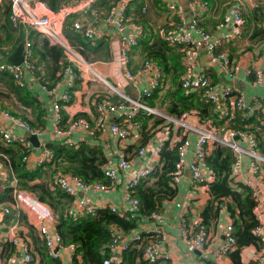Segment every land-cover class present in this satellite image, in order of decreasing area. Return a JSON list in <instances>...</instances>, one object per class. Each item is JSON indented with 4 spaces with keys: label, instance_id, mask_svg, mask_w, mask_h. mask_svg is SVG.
<instances>
[{
    "label": "built area",
    "instance_id": "obj_1",
    "mask_svg": "<svg viewBox=\"0 0 264 264\" xmlns=\"http://www.w3.org/2000/svg\"><path fill=\"white\" fill-rule=\"evenodd\" d=\"M95 0H69L56 11L48 9L40 0H8V20L12 27L22 31L23 58L18 65L8 63L4 57L0 58V71L7 73L22 87L27 86L28 81L36 83L40 91L47 94L51 100L47 106V114L51 125V132L55 139H60L68 145L75 144L70 137L74 131H86L89 135L94 132L106 130L107 133L122 146L125 141L133 136L136 125L132 123V117L138 112L143 111L153 114L161 118V122L156 126L147 144L139 147L135 151V155L128 159L123 155H119L115 162L107 163L103 167V175L109 179V185L102 187L97 183L87 184L80 178L69 173H56L52 177V184L57 185L60 189L72 195L75 199L73 202V212L91 215L96 208L95 205L84 196L85 191L92 188L95 190L108 189L115 186L119 181V173L126 172V179L123 183L121 200L126 205L124 212L136 211L138 206L137 199L133 196L132 190L142 180L146 179L155 165L159 163V150L163 143L168 142L169 147H176L177 162L175 171L171 174L168 185L175 188L181 176L183 167V158L186 155L188 147L192 144L190 159L186 163V167L190 171L192 185L194 183L207 184L213 180L214 174L208 167L205 157L209 147L213 143L228 146L232 151V163L230 167L231 179L236 175L238 168L242 163V157L245 156L249 161L250 173L256 178L257 183L249 186L251 189V199L254 209L264 204V157L260 155L256 148L254 136L244 130L227 129L224 136L217 134V128L210 121L202 122L200 126L195 127L182 121L181 117H173L162 111L145 104V97L149 96L161 80V71L157 63L146 60L141 63L140 68L132 73L127 68L128 53L131 48L137 46L136 33L124 34L127 19L124 16V1L118 0L111 5L106 11L93 10L90 19L81 21H73L71 29L81 36L85 37L88 42L94 46L99 42L103 35L99 27L92 25H107L111 27L119 35L118 52L115 61L122 67L123 79L131 85L136 91V95L129 96L118 89L117 84L108 83L95 70L92 61L96 54L92 50H86L82 55L78 49L73 48L62 33V27L65 19L72 13H85L86 8L91 6ZM162 2V0H159ZM205 2L194 3L191 5L193 10L187 24L173 26L166 34H162L171 45H183L187 47V54L184 62L187 68L185 73L180 77L181 87L185 91L200 92V99L212 105L213 111L218 112L221 117H232L234 111L239 112L242 119L254 114L255 106L247 101L243 95L236 93L227 86H220L211 83L204 73L191 74L190 55L194 54L198 48V43H202L210 62L216 64L223 71H229L228 76H233L236 69L235 65H231L224 52L215 53V47L219 44V40L203 31L198 26V9L203 8ZM172 7V6H169ZM84 17V16H83ZM85 18V17H84ZM232 23L238 29H241L244 20L241 17L240 10L235 7L231 10ZM29 31H33L37 35L43 37L49 45L56 46L61 49L64 59L69 63L59 73L57 80L52 87H47L41 82L40 75L36 74L38 67L34 64L33 42L30 40ZM193 33L198 36L196 39ZM0 50L3 47L0 45ZM87 70L95 79L105 86V90L94 96L92 99L94 109V124L91 126L83 117H77L70 121L65 128L60 127L61 123V107L68 104L70 95L69 88L74 85L75 80L79 77L81 70ZM142 73L150 75L148 83L139 86V76ZM245 74L253 75V83L258 84L262 80L261 72L258 69H246ZM108 86V88H106ZM111 90V91H110ZM113 92V93H112ZM113 96H117L116 100H112ZM194 112V111H191ZM112 116L122 117L120 122L112 120ZM264 118V114H262ZM9 122L25 133L32 134L37 138L40 134L38 129L32 128L21 117L12 114L7 109L0 106V142L3 144H21L28 151L24 157V161L28 164L30 155L33 154L32 145L19 134H14L5 126L4 122ZM194 132L196 135L191 141L188 133ZM51 152L47 148H41L37 154L36 165L45 161H49ZM137 159L141 160V164L137 168H132L133 162ZM230 179V180H231ZM12 183H14L12 181ZM260 188V189H259ZM82 193V194H81ZM80 194L79 197H76ZM12 201L0 204V264H30L35 252L32 253V245L30 237L26 232L20 230L21 212L25 210L27 215L32 218L31 225L35 229L42 246L49 257L60 259L59 249L65 247L69 250L66 261L61 264H71V254L74 251L73 245L61 246L60 239L54 230V215L50 208L37 201L33 194L19 189H13ZM225 207L220 204V207ZM110 210L122 214V211L114 206H109ZM185 207H182L177 215V221L184 237V243L189 250L199 252L200 261L204 262L203 253H205V244L208 237V229L198 218L190 223L186 222ZM7 217V219H6ZM146 221H161V214L157 211L151 212L149 215L141 216ZM217 219L215 220V222ZM144 233H150V236L144 238ZM251 234L258 239L257 255L250 262L251 264H264V230L259 222L251 229ZM146 236V235H145ZM223 241L218 247L216 256H225L236 248L235 237L233 234V226L231 219L222 226ZM162 234L158 226L142 232L133 229L124 231L118 226L110 227V242L107 245L108 256L102 259V264H121L122 254L133 243L136 245L145 244L142 248V258L153 263L165 257L162 247ZM10 242L13 245L12 251L5 258L1 255L3 251V243ZM19 252L18 255L17 252ZM5 254V253H4ZM192 264V263H185Z\"/></svg>",
    "mask_w": 264,
    "mask_h": 264
},
{
    "label": "trees",
    "instance_id": "obj_2",
    "mask_svg": "<svg viewBox=\"0 0 264 264\" xmlns=\"http://www.w3.org/2000/svg\"><path fill=\"white\" fill-rule=\"evenodd\" d=\"M40 1L45 3L48 9L56 11L69 0ZM116 1L97 0L92 7L96 11L101 9L106 11ZM140 7L141 4L135 0L128 1L124 6V16L134 12L140 15L139 18L142 22H147V15L141 14ZM8 11L7 9L4 15L6 36L4 40L0 39V45L3 46L8 43L12 52L16 45L22 41L23 33L11 26L8 20ZM67 19L63 23L62 33L73 48L78 49L82 55L90 49L95 54H99L98 57L100 58L107 57L106 47L102 41L97 42L94 46L91 45L85 37L66 27ZM170 24L168 22L161 23L154 34L150 33L146 38L141 36L137 40L138 45L142 47L143 61L151 60L157 63L161 71L160 84L152 90L149 96L145 97L143 100L145 104L151 107L157 100L160 105L163 104L164 113L169 116L178 118L180 115L194 111L202 122L210 121L213 126L218 125L221 128L249 132L255 138L258 153L264 157V118L262 116L257 119L254 113V115L242 119L239 112L234 111L229 119L227 117L219 118L213 111L212 105L200 99V92L185 91L181 87L180 77L187 68V65L183 63V56L187 52V47L171 45L162 38V34H166L173 26L182 23L177 21L173 25ZM198 26L201 28L199 24ZM143 32L146 33L144 29ZM252 32L255 41L264 42V27L255 25ZM32 33L33 31H29L30 36ZM40 46L39 50L32 46L33 53L38 57V61L35 60L34 62L35 66L38 67L36 74L42 76L41 82L49 88L56 82L57 73L69 63L64 59L61 49L49 45L45 39L40 42ZM1 57H4L2 50H0ZM43 61L49 63V70L44 76L40 70L43 67L40 63ZM76 81L77 79L74 84ZM71 88H69V101H71ZM9 95L15 97L24 107L38 108L25 86H18L10 75L0 71V99H6ZM116 99L117 96L112 97V100ZM19 117L25 120L29 126L35 128L22 112ZM77 117L84 118V114L78 113L67 120L61 112L60 127L65 128L70 121ZM147 119L150 120L149 124H146ZM161 120V118L143 111H138L132 117V123L140 129L142 136L138 143L132 145L135 151L145 145ZM89 124L93 125L91 122ZM95 134L97 132L91 136H95ZM91 138L88 141L83 139L72 145H68L60 139L46 142L44 146L51 152V158L33 169L27 168L24 161L28 151L23 145L0 142V166L5 168L7 172V181L0 191V204L12 201L13 189H19L33 194L37 201L50 208L55 220L54 230L60 239L61 246H74L71 264H102V259L108 256L107 245L110 242L111 226H118L124 231L133 229L141 216L149 215L153 211L158 212L161 201L172 197L175 193V188L170 187L168 182L171 174L175 171L178 158L176 147H169L168 142H166L159 150L160 165H155L150 175L140 181L132 190L133 196L138 201L136 211H126L119 215L111 211L109 206H104L96 208L91 215L74 213L73 202L75 198L57 185L52 184L51 181L56 173H69L87 184L97 183L102 187L109 185V179L103 175V167L107 164V160L103 154L102 145L97 139ZM232 160V151L226 145L213 143L211 150H208L205 161L214 176L213 180L208 183L209 198L201 210L200 219L209 229L208 224L217 219L220 204L225 206L224 208L231 219L236 243V248L227 256L231 264H244L240 261L239 249L246 245H254L256 248L259 246L258 239L251 234V229L257 224V221L253 212L254 205L249 186L238 184V189H236V186L232 187L230 184ZM12 181L14 183L11 185L10 182ZM222 201L225 202L222 203ZM23 220L28 229L27 235L30 237L32 253L35 252L37 264H61L60 259L49 257L46 254L35 229L28 225L24 218ZM144 244L145 241L139 245L133 243L123 252L121 264H158L160 261H164V259H160L153 263L146 262L141 256ZM12 248L13 245L10 242H4L1 255L6 258ZM30 264H34V257ZM247 264H251V262Z\"/></svg>",
    "mask_w": 264,
    "mask_h": 264
},
{
    "label": "crops",
    "instance_id": "obj_3",
    "mask_svg": "<svg viewBox=\"0 0 264 264\" xmlns=\"http://www.w3.org/2000/svg\"><path fill=\"white\" fill-rule=\"evenodd\" d=\"M97 1V0H95ZM94 1V2H95ZM118 1V0H117ZM124 6L128 1L134 0H123ZM137 3L141 4V14L147 15V22H142L139 18L140 15L134 12L126 14L127 24L124 29V34L141 32L137 38L142 36L146 38L151 34H154L155 30L161 25V23L168 22L173 25L175 22L188 23L189 18L192 15L191 5L194 3L205 2L203 8L198 9V24L201 29L206 33L213 35L219 40V44L215 47V53L224 52L231 65H235L236 69L233 76H228L229 71H223L217 67L216 64L210 62L208 55L206 54L204 46L202 43H198V48L195 50L194 54L190 55V62L192 64L190 73L198 74L204 73L208 80L220 86H227L236 93H240L245 97L247 101H250L253 106H255L254 113L256 118L260 119L262 114H264V42L255 41L256 39L252 36V29L255 27H264V0H135ZM93 2V3H94ZM91 6L86 8L84 14L81 12H75L70 15L66 21V27L71 29V23L73 21H81L84 19H90L91 13L94 8ZM172 6V7H169ZM237 7L240 10L241 17L244 20V24L241 29L235 27L231 20V10ZM8 9V0H0V39L4 40L6 36V31L4 28L5 24V12ZM100 11L104 12L103 9ZM85 18H84V17ZM92 24L100 28L102 32V41L105 44V51L107 53L106 58L98 57L99 54L96 53L92 64L95 70L99 73L103 79L111 84L110 78H113L114 85L117 84L118 89L129 96L136 95L135 89L131 87L123 79L121 66L115 61L118 52V40L119 35L111 27L107 25ZM143 29L146 31L143 32ZM193 36L198 39V36L193 33ZM33 42L34 49L39 50L41 48L40 42L44 39L40 35L31 34L28 36ZM139 43V42H138ZM4 51V58L11 52V47L7 43L2 46ZM33 50V49H32ZM188 50V49H187ZM205 50V49H204ZM187 54V53H186ZM183 63H187L188 61ZM34 61H38V57L33 53ZM143 61L142 47L137 44L136 47L131 48L128 53L127 58V68L132 73L136 72ZM43 65L40 70L43 72V76L46 75L47 70H49V63L45 61L41 62ZM101 68V69H100ZM258 69L261 72L262 80L258 84L253 83V75H246V69ZM139 86H143L148 83L150 75L147 73H142L139 78ZM113 85V84H112ZM27 92L34 99V104L38 108L24 107L20 102L17 101L15 97L9 95L6 99H0V106L7 109L14 115L20 116L21 112L24 116L31 121V124L40 131L37 135L36 143L28 139V133L13 127L9 122L3 121L5 126L8 127L14 134L22 135L34 148L33 154L30 155L27 168L33 169L36 167V158L39 150L45 148L44 144L56 140L51 132V125L49 121V115L47 114V106L50 101L48 95L41 92L40 88L36 83L28 81L27 86H25ZM105 88L97 79H95L87 70H81L79 72V77L76 83L70 89L71 101L61 107V112L63 116L70 120L74 115L78 113H83L84 118L89 122L94 124V109L92 104V99L95 95L102 93ZM21 105V106H19ZM156 110L162 111L163 104L160 105L156 100L151 106ZM259 113V115H257ZM20 114V115H19ZM215 114L220 118L221 116L218 112ZM254 115V114H253ZM180 119L189 125L198 127L202 124V121L198 119L196 112H189L180 115ZM114 121L120 122L122 117L112 116ZM141 123V122H140ZM150 123V120H146V124ZM217 128V134L224 136L227 128H221V126L215 125ZM137 127L133 136L129 137L125 141V145L122 146L120 142L113 139L106 130H101L97 132L95 136H91L86 131H74L71 134V139L78 143L79 141L85 139H97L103 148V154L106 157L107 163L115 162L119 155H123L128 159H131L135 154L133 144L138 143L142 136L140 135V129ZM194 132L188 133V138L193 141L195 137ZM147 144V142L145 143ZM210 150L212 147H209ZM192 151V144L188 147L186 155L183 158V167L181 169V176L177 183H175V193L172 197L163 199L160 203L159 213L161 214V221H157L155 224L153 221H146L143 217L140 218L133 228L134 231L146 232L152 229L155 225L161 229L162 234V247L165 252L164 261H160L158 264H205L201 262L199 258V253L196 250H189L184 243V237L180 230L177 215L182 207L187 209L186 211V222L190 223L198 218H200V213L207 200L208 195V183H194L192 185V179L189 169L186 167V163L190 159V153ZM141 160L137 159L132 164V168H137L140 166ZM248 159L243 156L242 163L238 168L236 175L230 180L232 187L237 185H247L256 187L257 180L250 173ZM6 179L4 182L0 181V191L3 188L4 183L7 181V172L3 168ZM126 172L119 173V181L115 186H111L108 189H88L85 191L84 196H86L95 207L104 206H114L124 213V208L126 205L121 200L122 187L126 179ZM12 185L13 183L10 182ZM260 189V188H259ZM82 194V193H81ZM77 194L76 197H79ZM225 201H222L224 203ZM254 216L257 222L264 230V204L257 206L254 210ZM22 220L20 224V230L22 232H28L27 226L23 220L30 226L32 218L29 217L25 210L21 212ZM31 219V220H30ZM229 216L224 207L219 208L217 221L208 224V237L205 244V253H203L204 260H211L217 264H231L230 259L227 255L220 257L216 256L218 247L223 241L222 236V226L228 221ZM1 232V231H0ZM144 238L150 236V233H144ZM18 251L16 255L19 254ZM61 261L67 260V255L70 254L69 250L65 247L59 249ZM257 255V248L254 245H246L239 249L240 261L244 264L249 263ZM264 263V255H263ZM34 264H37V258L34 257Z\"/></svg>",
    "mask_w": 264,
    "mask_h": 264
},
{
    "label": "water",
    "instance_id": "obj_4",
    "mask_svg": "<svg viewBox=\"0 0 264 264\" xmlns=\"http://www.w3.org/2000/svg\"><path fill=\"white\" fill-rule=\"evenodd\" d=\"M22 58H23V46H22V42H19L14 48V50L6 56V61L12 65H18L22 62ZM28 139L34 143V146L37 145L36 137L34 135L32 134L29 135ZM5 179L6 177L4 176L3 178L0 179V181L4 182ZM1 218L2 217L0 215V221H1ZM197 253L199 252L197 251ZM204 263L205 264H217L211 260H204Z\"/></svg>",
    "mask_w": 264,
    "mask_h": 264
},
{
    "label": "rangeland",
    "instance_id": "obj_5",
    "mask_svg": "<svg viewBox=\"0 0 264 264\" xmlns=\"http://www.w3.org/2000/svg\"><path fill=\"white\" fill-rule=\"evenodd\" d=\"M34 33V32H33ZM34 35H37L36 33H34ZM203 51H205L204 49H202ZM101 69V68H100ZM110 81H111V84H114V80H113V78H110L109 79ZM103 87L105 88V86L103 85ZM106 88H108V86H106ZM111 91V90H110ZM113 93V92H112ZM2 107V106H1ZM3 108V107H2ZM5 109V108H4ZM6 177V174H5V172H4V170H3V167H1L0 166V179L1 178H3V177ZM3 189V188H2Z\"/></svg>",
    "mask_w": 264,
    "mask_h": 264
}]
</instances>
